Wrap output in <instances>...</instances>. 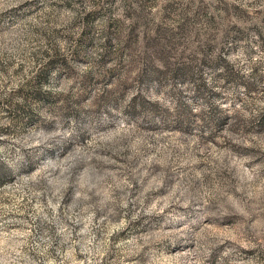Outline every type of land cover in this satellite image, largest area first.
Returning <instances> with one entry per match:
<instances>
[{
	"label": "rangeland",
	"instance_id": "obj_1",
	"mask_svg": "<svg viewBox=\"0 0 264 264\" xmlns=\"http://www.w3.org/2000/svg\"><path fill=\"white\" fill-rule=\"evenodd\" d=\"M0 264H264V0H0Z\"/></svg>",
	"mask_w": 264,
	"mask_h": 264
}]
</instances>
